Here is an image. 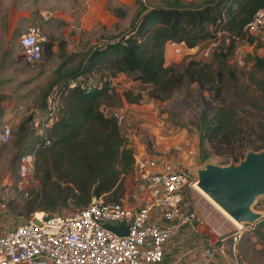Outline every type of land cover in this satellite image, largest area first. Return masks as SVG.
Returning <instances> with one entry per match:
<instances>
[{
	"label": "trees",
	"instance_id": "obj_1",
	"mask_svg": "<svg viewBox=\"0 0 264 264\" xmlns=\"http://www.w3.org/2000/svg\"><path fill=\"white\" fill-rule=\"evenodd\" d=\"M263 5L264 0H201L197 5L169 0L164 5L144 7L127 32L95 43L76 66L57 67L42 103L45 109L49 95L56 100L54 118L46 129L49 142H40L42 138L35 135L31 148L19 155L34 153L33 176L38 189L26 199L30 200L28 213L35 209L71 211L88 204L93 196H104L105 201L123 196V176L133 170L135 153L119 120L107 113L104 105H114L121 96L128 103L139 102L142 92L127 89L118 93L113 78L120 73H133L135 80L149 85L148 96L158 100L170 97L185 83L198 84L202 161L208 157L204 141L215 154L233 161L249 149L264 148L263 52L242 55L243 64L249 63L247 88L237 82L235 67L222 64L213 69L210 63L193 59L181 67L166 64L168 42L191 48L206 39H226L230 41L227 52H215L222 58L237 41L255 45L257 37L244 27ZM51 51L52 42L43 43L42 52L49 55ZM72 81L75 84L71 85ZM5 98L0 92V104ZM32 116L18 123L15 132L19 137L29 128L34 132ZM242 240L241 258L232 251L241 264L251 262L247 250L255 251L256 243L264 245V229L255 227Z\"/></svg>",
	"mask_w": 264,
	"mask_h": 264
},
{
	"label": "rangeland",
	"instance_id": "obj_2",
	"mask_svg": "<svg viewBox=\"0 0 264 264\" xmlns=\"http://www.w3.org/2000/svg\"><path fill=\"white\" fill-rule=\"evenodd\" d=\"M168 1L0 0V92L6 95L0 104V131L8 125L12 132L8 142L0 141V181H17V172L22 165L19 155L31 148L37 135L29 128L23 132V137H19L15 132L17 125L29 114L34 115L44 110V93L57 67L61 66L64 70L76 66L92 45L127 32L138 11L144 7L164 5ZM186 1L193 5L201 2ZM32 24L40 27L45 36L44 45L52 42V51L49 55L43 52L38 61L30 64L23 59L19 37ZM258 38L255 45L237 41L236 47L223 58L216 56L215 52H227L226 46L230 41L226 39H206L191 48L170 42L166 49V64H177L181 67L193 59L206 61L213 69L221 67L222 64L227 68L235 67L237 82L242 88H247L246 71L249 63L242 64V55L255 51L264 53V36ZM133 76V73H120L113 78V85L118 93L127 89L140 90L141 100L128 103L121 96L122 100L114 105H104V110L114 114L119 120L128 145L135 153L133 170L123 176L122 197L127 203L140 204L148 198L141 182L143 165L167 166L170 163L168 169L175 165L193 173L206 162L227 164L232 161L215 154L208 141H204L208 157L203 161L201 159L198 127L201 98L197 83H185L170 97L158 100L148 96V84L139 83ZM242 105L247 106V102L244 101ZM187 195L198 211L199 208L206 211L210 222L215 224L218 218L224 217L194 186L188 187ZM18 197L22 198V195L18 194ZM26 199L23 197L22 201L9 204L8 209L14 217L29 212L30 200ZM252 208L262 212L263 216L255 223L242 222L239 226L242 233L234 250L237 251L238 258L243 254L239 243L244 235L252 232L255 227L264 229V194L255 198ZM237 228L232 223L230 230L224 233L230 235ZM252 240H255L254 236ZM255 247V251H246L247 259L251 262L244 261L243 264H264V245L256 243ZM226 254L233 257L230 244Z\"/></svg>",
	"mask_w": 264,
	"mask_h": 264
},
{
	"label": "built area",
	"instance_id": "obj_3",
	"mask_svg": "<svg viewBox=\"0 0 264 264\" xmlns=\"http://www.w3.org/2000/svg\"><path fill=\"white\" fill-rule=\"evenodd\" d=\"M244 29L258 38L264 29V5L254 12ZM44 41L38 25L28 26L19 37L23 59L30 64L38 61ZM47 101V108L31 119L35 134L45 144L49 142L46 129L56 110L52 95ZM11 134V127L5 125L0 131V141L8 142ZM20 158L22 165L17 182L0 181V209L6 208L10 200L30 197L38 189V181L33 176V151ZM169 166L170 163L143 165L141 182L148 195L144 203L130 204L123 197L105 201L102 196H93L88 204L75 210H35L20 215L18 222L0 232V264H154L161 261L165 242L184 226L196 231L198 219V211L187 195L188 187L194 184L190 172L175 165L168 169ZM105 224L127 226V233L119 234ZM211 233L201 240L204 253L208 256L224 253L228 244L235 253L242 228L226 235L211 227Z\"/></svg>",
	"mask_w": 264,
	"mask_h": 264
},
{
	"label": "water",
	"instance_id": "obj_4",
	"mask_svg": "<svg viewBox=\"0 0 264 264\" xmlns=\"http://www.w3.org/2000/svg\"><path fill=\"white\" fill-rule=\"evenodd\" d=\"M197 183L239 222L255 223L262 212L252 208L255 198L264 194V148L249 149L238 161L227 164L206 162L190 172ZM193 184V185H194ZM119 234L127 233V226L105 224Z\"/></svg>",
	"mask_w": 264,
	"mask_h": 264
},
{
	"label": "crops",
	"instance_id": "obj_5",
	"mask_svg": "<svg viewBox=\"0 0 264 264\" xmlns=\"http://www.w3.org/2000/svg\"><path fill=\"white\" fill-rule=\"evenodd\" d=\"M261 36H264V29L258 35V37ZM168 43L166 46H168ZM10 180L11 179H5L9 184L13 183V181ZM19 201L22 200H10L6 208L0 209V232L8 229L20 220V215L14 217V215L10 213V209H8V207H10L9 204ZM215 222V224L210 222V220L207 219L206 211L199 208L198 219L196 220L197 230L189 231L184 226L176 236L169 238L165 242L162 260L154 264H241L233 257L226 254V252H214L211 256L204 253L201 240L207 234L209 236L212 235L211 227H215L222 233L229 231L232 227L231 221L226 216L218 218Z\"/></svg>",
	"mask_w": 264,
	"mask_h": 264
},
{
	"label": "bare ground",
	"instance_id": "obj_6",
	"mask_svg": "<svg viewBox=\"0 0 264 264\" xmlns=\"http://www.w3.org/2000/svg\"><path fill=\"white\" fill-rule=\"evenodd\" d=\"M194 188L197 189L211 204H213L224 216H226L235 226H241L239 222L229 211L220 205L210 194H208L201 186L195 183Z\"/></svg>",
	"mask_w": 264,
	"mask_h": 264
}]
</instances>
